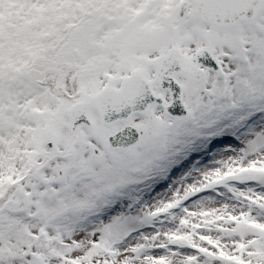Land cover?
I'll use <instances>...</instances> for the list:
<instances>
[{"label": "snow or ice", "instance_id": "snow-or-ice-1", "mask_svg": "<svg viewBox=\"0 0 264 264\" xmlns=\"http://www.w3.org/2000/svg\"><path fill=\"white\" fill-rule=\"evenodd\" d=\"M0 264H264V0H0Z\"/></svg>", "mask_w": 264, "mask_h": 264}]
</instances>
